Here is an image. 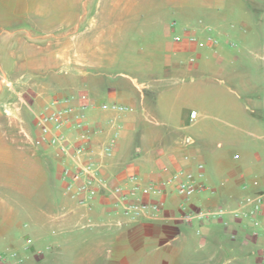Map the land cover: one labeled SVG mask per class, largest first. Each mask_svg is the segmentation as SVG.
Here are the masks:
<instances>
[{"label": "crops", "instance_id": "crops-1", "mask_svg": "<svg viewBox=\"0 0 264 264\" xmlns=\"http://www.w3.org/2000/svg\"><path fill=\"white\" fill-rule=\"evenodd\" d=\"M27 1L30 6L25 10L37 12L12 19L25 22L27 27L4 29L8 21L6 14L0 12V40L3 32L19 39L26 35L37 44L44 37L62 35L64 49L69 51L118 48V43L114 47L97 40L88 41V13L86 8L82 10V5L89 0H52L65 5L64 14L45 10L50 0ZM127 2L134 4L133 0ZM246 14H251L250 8ZM220 27L221 23L214 26L229 38L224 42L211 34L212 28L206 30L217 42L210 41L208 34L202 40L198 28H174L171 36L160 38L164 54L159 60L139 62L138 66L153 67L154 73L145 71L139 76L140 71L134 68L129 70L134 76L127 73L111 78L107 71L92 72L80 65L79 74H70L75 83L66 88V95L76 96V103L92 100L131 106V110L123 113L101 109L86 113V122L94 130L89 146L96 152L109 138L112 122L122 125L113 153L103 158L102 172L111 184L130 186L131 174L146 182L168 178L178 170L191 171L201 184L190 198L195 209L222 205L233 210L241 199L264 192V46L248 42L234 48L230 39L237 34ZM177 33L183 37L194 34L197 39L188 41L184 37L177 41L174 39ZM76 37L79 39L75 40ZM195 51L201 54L195 56ZM190 56L195 60L190 61ZM191 110L198 112L195 120L190 118ZM241 131L253 137L256 147L244 160L236 162L229 153L244 137ZM7 132L8 138L0 139V155L15 173L11 177L24 180L22 186L31 187L33 194L49 196L56 179L63 182L64 189L61 172L65 161L56 149L46 143L37 146L17 137L15 132ZM151 197L145 196L146 199L158 196ZM163 197L165 205L156 215L128 222L116 212L110 196H100L90 211L66 196L71 204L67 219L90 232L64 237L77 245L78 251L70 252L76 259L73 264L260 262L264 253L261 213L254 217L228 213L219 219L186 222L181 216V196L175 186Z\"/></svg>", "mask_w": 264, "mask_h": 264}, {"label": "rangeland", "instance_id": "rangeland-1", "mask_svg": "<svg viewBox=\"0 0 264 264\" xmlns=\"http://www.w3.org/2000/svg\"><path fill=\"white\" fill-rule=\"evenodd\" d=\"M21 1L0 2V12L6 14L8 21L3 25L4 29L27 27L25 22L12 19L33 16V12H37L25 10L30 6L29 2ZM133 2L89 0L87 5H82V10L86 8L88 13V41L97 40L109 46L114 44V47L118 43V48L113 50L69 51L64 49L62 35L44 37L43 42L37 44L26 35L19 39L3 32L0 40V139L8 138L7 130L26 139V132L35 133L36 115L52 100L68 93L66 88L75 83L70 74L78 73L80 65L92 72L107 71L111 78L127 73L132 75L129 70L134 68L140 71L139 76L145 71L154 73L153 67L138 66L139 62L159 60L164 54L160 38L171 36L174 27L198 28L202 40L209 33L206 29L212 28L211 34L224 42L229 38L214 28L221 23V29L237 34L235 40L230 37L234 48L248 42L264 46V0ZM19 6L21 10H18ZM45 6L50 13L64 14L67 11L64 4L52 0ZM248 8L251 14H246ZM214 13L217 14L215 18ZM194 54L201 53L195 51ZM6 59L8 64L4 65ZM178 61L181 62V58ZM6 73H9V79H6ZM240 133L244 137L229 153L236 162L244 160L256 147L250 134ZM14 175L0 155V264L75 263L70 252L78 251L77 245L65 241L64 237H79L90 232L67 219L71 204L66 201L63 182L56 179L49 196L38 195L31 193V187L22 186L24 180L11 177Z\"/></svg>", "mask_w": 264, "mask_h": 264}, {"label": "built area", "instance_id": "built-area-1", "mask_svg": "<svg viewBox=\"0 0 264 264\" xmlns=\"http://www.w3.org/2000/svg\"><path fill=\"white\" fill-rule=\"evenodd\" d=\"M182 38L181 34L174 35L177 41ZM185 38L188 41L196 40L194 34L186 35ZM208 39L217 42V39L211 35ZM189 60L194 61L195 57L190 56ZM90 109L123 113L131 110V106L120 102L92 100L76 103V96L72 94L57 97L36 115L38 133H25L33 144L39 146L46 143L53 146L57 154L64 159L61 172L64 193L86 211L94 208L100 196H110L116 212L128 222L138 221L143 217H153L165 205L163 195L169 188L175 186L176 192L181 196L179 203L181 216L186 222L195 219L203 221L219 219L228 213L235 216L249 214L253 217L261 213L264 216V192L241 199L233 210L222 205L214 208H193L190 198L201 184L198 183L196 176L187 170H178L168 178L146 182L137 174H131L130 186L111 184L109 178L102 172L103 158L113 153L122 125L112 122L109 138L102 144L100 151L96 152L89 146L94 135L93 127L86 122V113ZM197 116L196 110L190 111L191 120H195ZM187 141L192 142L191 138ZM199 167L202 168L203 164L199 163ZM201 171L199 176L202 175ZM146 195L158 197L146 199ZM224 223H227L226 220ZM258 264H264V253Z\"/></svg>", "mask_w": 264, "mask_h": 264}]
</instances>
